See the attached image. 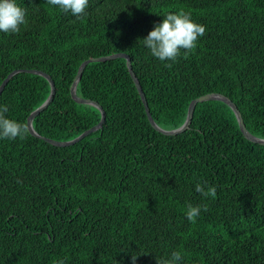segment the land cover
<instances>
[{
    "label": "trees",
    "instance_id": "obj_1",
    "mask_svg": "<svg viewBox=\"0 0 264 264\" xmlns=\"http://www.w3.org/2000/svg\"><path fill=\"white\" fill-rule=\"evenodd\" d=\"M17 2L27 23L0 32V84L19 69L51 78L52 101L32 121L38 135L66 142L96 125L100 111L75 102L70 86L84 60L121 53L161 129L179 128L192 100L216 93L264 139V0H89L78 17L47 0ZM181 9L205 34L159 61L141 39ZM75 93L102 107L101 129L65 147L28 130L0 139V264H157L173 251L182 264H264V145L243 136L229 106L197 103L188 129L159 133L123 58L89 63ZM49 94L43 76L17 73L0 104L26 127ZM189 203L201 207L192 220Z\"/></svg>",
    "mask_w": 264,
    "mask_h": 264
},
{
    "label": "clouds",
    "instance_id": "obj_2",
    "mask_svg": "<svg viewBox=\"0 0 264 264\" xmlns=\"http://www.w3.org/2000/svg\"><path fill=\"white\" fill-rule=\"evenodd\" d=\"M47 3L61 13L78 17L85 12L89 0H47ZM26 23V10L17 0H0V32L17 34ZM205 31V26L195 22L190 12L181 9L164 14L160 22L154 23L141 41L151 56L162 62H174L182 50L187 52L195 48L198 38L202 37ZM8 111L7 104H0V139L24 138L26 127L22 122L7 116ZM195 191L204 196H214L216 189L214 186L196 183ZM200 213L199 205H187L185 214L189 220L198 217ZM131 259L135 264L136 256ZM182 259L180 251H173L168 258L157 260V264H182Z\"/></svg>",
    "mask_w": 264,
    "mask_h": 264
},
{
    "label": "water",
    "instance_id": "obj_3",
    "mask_svg": "<svg viewBox=\"0 0 264 264\" xmlns=\"http://www.w3.org/2000/svg\"><path fill=\"white\" fill-rule=\"evenodd\" d=\"M118 58H123L126 60V66H127V69H128V72L130 74V77L137 89V92L140 96V99H141V102L144 106V110H145V113H146V116H147V119H148V122L149 124L159 133H162L164 135H177L179 133H182L184 132L186 129H188L189 127V124L191 122V119H192V115H193V111H194V108L196 106L197 103H200V102H204V101H213V100H216V101H221L223 103H225L227 106H229V108L233 111V113L235 114V117H236V120H237V123H238V126H239V129H240V132L243 134V136L249 140L250 142H253V143H257V144H260V145H264V139H260V138H257L255 136H253L252 134H250L245 126H244V123H243V120H242V117H241V114L240 112L238 111L237 107L235 106V104L230 101L227 97L221 95V94H216V93H210V94H206V95H203V96H200L194 100H192L189 105H188V109H187V116H186V119L184 121V123L177 129H174V130H170V131H167V130H163L161 129L160 127H158L155 122L153 121L150 113H149V110H148V106H147V103L145 101V97H144V94L142 92V89L134 75V73L132 72V69H131V63H130V60L128 58L127 55L125 54H112V55H108V56H103V57H98V58H91V59H87V60H84L78 67L77 69V72H76V75L73 79V82L70 86V96L71 98L77 102V103H80V104H89L91 106H94L95 108H97L99 111H100V114H101V117H100V120L99 122L94 125L93 127H91L90 129L84 131L83 133H81L78 137L70 140V141H66V142H57V141H54V140H51V139H48V138H45V137H42L40 135H38L34 130H33V127H32V121L33 119L38 115L40 114V112H42L44 109H46L48 107V105L51 103L52 101V98H53V95H54V92H55V87H54V83L52 82L51 78L44 72L42 71H39V70H13L12 72H10L5 78L4 80L1 82L0 84V94L2 93L5 85L7 84V82L14 76L16 75L17 73H30V74H36V75H40V76H43L44 78L47 79V81L49 82V85H50V94L49 96L47 97V99L43 102V104H41L38 108H36L33 112L30 113V115L28 116L27 118V122H26V127H27V130L29 132L30 135H32L33 137H36V138H39L43 141H45L46 143L48 144H51L53 146H57V147H65V146H70V145H73L77 142H79L80 140H82L84 137H86L87 135L101 129L102 125H103V122L105 120V113H104V110L102 109V107L94 102V101H91V100H87V99H82L80 97H78L75 93V89H76V85L79 81V79L81 78V75H82V72L84 70V68L89 64V63H92V62H104V61H108V60H113V59H118Z\"/></svg>",
    "mask_w": 264,
    "mask_h": 264
}]
</instances>
